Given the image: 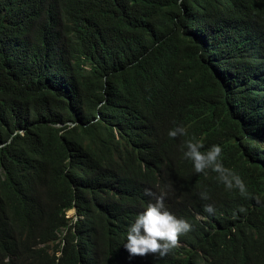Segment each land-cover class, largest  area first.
I'll return each mask as SVG.
<instances>
[{"label": "trees", "instance_id": "16d2710c", "mask_svg": "<svg viewBox=\"0 0 264 264\" xmlns=\"http://www.w3.org/2000/svg\"><path fill=\"white\" fill-rule=\"evenodd\" d=\"M162 193L192 229L133 256ZM0 264H264V0H0Z\"/></svg>", "mask_w": 264, "mask_h": 264}, {"label": "clouds", "instance_id": "9594fccd", "mask_svg": "<svg viewBox=\"0 0 264 264\" xmlns=\"http://www.w3.org/2000/svg\"><path fill=\"white\" fill-rule=\"evenodd\" d=\"M186 135L187 130L182 125L168 131L170 138ZM203 148L204 144L193 137L184 142L181 150L184 158L192 162L196 173L207 175L208 170H211L217 174V179L228 190L238 189L241 196L247 197L249 193L241 176L225 167L222 147L212 145L206 151H202ZM146 195H152L151 191L146 190ZM199 195L202 200L210 199L206 192L202 191ZM70 211L67 212L68 217H70L68 215ZM204 211L213 214L215 209L213 205L205 204ZM239 211L246 212V209L241 207ZM191 229L192 225L186 219L177 217L166 207L165 195L162 193L154 203H148L145 210L138 214L135 221L128 227L125 248L133 256L151 254L164 258L172 249L180 246V237Z\"/></svg>", "mask_w": 264, "mask_h": 264}, {"label": "rangeland", "instance_id": "374dc122", "mask_svg": "<svg viewBox=\"0 0 264 264\" xmlns=\"http://www.w3.org/2000/svg\"><path fill=\"white\" fill-rule=\"evenodd\" d=\"M74 213H75V211H70V212L68 213V215H69L70 217H72V216L74 215Z\"/></svg>", "mask_w": 264, "mask_h": 264}]
</instances>
